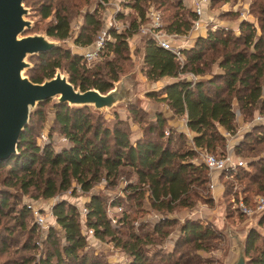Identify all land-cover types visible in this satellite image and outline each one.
<instances>
[{"label": "trees", "instance_id": "1", "mask_svg": "<svg viewBox=\"0 0 264 264\" xmlns=\"http://www.w3.org/2000/svg\"><path fill=\"white\" fill-rule=\"evenodd\" d=\"M110 1L97 0L96 7L100 8ZM120 2L130 12L125 13L119 8L116 18L128 17V26L123 30L113 27L108 30L112 37L106 40L97 60L86 63L81 54L72 52L70 48L56 47L35 56L37 68L27 70L29 77L33 81H42L44 77H51L56 67H60L68 72L71 82L81 89L95 87L106 92L113 86L112 81L117 80L119 73L124 71L126 61L130 60L128 37L148 22L146 13L149 6L153 5L161 12L163 29L169 33H187L195 17L194 9L184 0ZM73 4V0L42 2L39 8L41 17L51 16L45 28L47 34L60 40L70 36L68 12ZM251 9H256L258 24L242 19L237 27H208L204 33L194 36L190 46L181 49L184 56L182 62L154 39L147 36L143 38L142 74L150 81L169 78L147 95L155 102L166 104L172 115L184 114L186 125L192 132L191 137H186V132L169 125L168 116L162 109H155L154 114L149 116L148 111L128 105L129 114L123 118L116 117L114 125L109 128L100 124L98 118L101 117L94 116L86 106L78 108L66 103L54 104V120L66 139L63 140L64 144L57 149L50 141L42 146L37 144L30 136L31 126L28 124L20 136L18 154L8 161L0 162V167L11 165L12 177L19 180L20 186L25 190L34 187L46 198L69 188L73 181L88 191L102 177L109 184H116L125 170L128 175L132 172L137 181L127 183L124 192L128 200L134 201L135 209L121 207L122 213L118 217L122 226H128V231L122 232L111 223L97 194L91 195L85 204L87 228H91L93 235L100 239L117 237L116 245L130 256L125 264H198L200 257L194 250L210 249L213 241L223 240L218 231L203 218L188 216L179 223V237L183 242H190L194 250L180 252L173 246V250H158L149 255L147 245L156 242V238L163 240L164 235L168 234L164 227L175 224V218H170L168 213L180 208H192L196 199L212 202L207 194H201L210 180L208 167L192 160L197 155L195 149H180L175 145H185V138H191L197 147L206 151L216 152L220 147L217 154H222L225 152L227 132L233 134L237 130V111L242 113L244 120L252 119L257 112H264V0L253 1ZM84 18L85 24L73 39L78 46L91 44L101 25L96 11L86 12ZM94 62L97 63L93 66ZM215 63L218 70L212 71ZM187 72L201 77L188 79L179 76ZM44 103L38 104L30 121L35 116H44L41 107ZM130 119L142 125L134 138L129 130ZM253 126L258 131L264 129V119L256 120ZM166 127L170 128L168 135H165ZM257 139L263 141L264 134L257 136ZM242 144L234 145L236 153L240 152ZM252 167L256 172H251ZM236 169L224 171L236 179L248 178L250 185L244 186L243 200L247 205L255 206V195L264 194V160L250 156L247 166L240 165ZM18 170L22 173L17 174ZM226 183L223 196L230 193L233 185L229 181ZM253 186H256L255 191ZM144 199L161 214L153 225L152 233L147 230L139 233L133 228L132 212L142 207ZM1 200L7 203L5 196ZM112 205L119 207L120 199H115ZM52 213L63 230L64 241H54L53 250H46V255L34 264H114L85 250L88 236L85 231L82 232L81 213L77 205L62 199L53 204ZM260 224L264 226V215ZM118 232L124 238L121 234L118 236ZM48 234L49 237H56L53 227L48 229ZM246 254L249 257L248 264H264V233L255 229L250 231Z\"/></svg>", "mask_w": 264, "mask_h": 264}, {"label": "rangeland", "instance_id": "2", "mask_svg": "<svg viewBox=\"0 0 264 264\" xmlns=\"http://www.w3.org/2000/svg\"><path fill=\"white\" fill-rule=\"evenodd\" d=\"M120 1L121 0H111L102 7L97 8V0H89L88 2H85L84 0H73L74 4L70 6L68 12V14H70L71 34L68 38L60 41L64 43V46H68L72 52L74 51L75 53L82 54L81 50H84V47L82 48V46H77L73 39L77 36L82 25L85 24L84 15L86 12L96 11V16L101 20V25L95 33L94 38L97 37L104 29L109 30L111 27L116 28L113 25L114 23H112V17L119 25L116 29L123 30L128 26L129 18H116L118 5L125 13L130 12V9L123 8ZM253 1L255 0H210L209 2H205V4H207L205 6L202 19L207 22L206 28H215V25L220 27L226 26L224 28H228L231 25L237 27L238 22L242 19H249L258 24V15L256 12L257 6L256 9H253V11L251 9ZM42 2H44V0H35L27 3L24 1L25 6L28 8V13L25 17L30 19L32 22L31 27L27 29L25 33H45L46 25L51 19V16L47 18L41 17L39 8ZM54 2H56V0H54ZM186 2L191 5L190 1ZM228 10H230V12ZM130 14L132 15V12ZM199 31L204 33L206 30L202 28ZM194 36H196V31L189 29L185 34H176V37H172L171 41L175 45L186 44L187 46H190ZM144 37L145 35L140 31H137L128 37L131 58L129 61H126V65L124 66L125 69L120 73H127L133 69L136 64H138L137 67L140 69L141 78L147 80L141 72ZM28 60H30L33 66L32 68L36 69L37 67L35 66L37 64L35 63V56L30 55ZM96 63L97 62H94L92 65L94 66ZM59 69L62 72H65L63 68ZM214 70H218L216 63L212 68V71ZM179 76L186 77L188 79L201 77V75L195 76L191 72L180 74ZM137 92L140 91L138 90ZM54 101L55 98L45 101V103L41 106L44 116H35L32 121H30L31 119L29 120L28 124L31 126L30 136L37 144L42 146L50 141L54 149H57L64 144V136L59 132L54 120ZM151 104L152 105L148 113L149 116L154 114L155 109H162L163 111L168 110L167 105L164 103L153 101ZM117 106L121 108L124 106V103H119ZM89 109L93 112L94 116L101 117L98 118L100 124L108 126L109 128H112L114 125L116 117L123 118L129 114L124 112L123 109H120L119 112H114L113 108L106 109L104 111H97L92 108ZM257 116H264V112H257L252 119L244 120L242 113L237 111V130L235 133L231 134L233 137L232 142V139L227 137L224 148L225 152L222 153L225 154L230 147L234 151V145L243 142L240 152L236 153L234 151L236 156H239L244 161L243 166H247V160L250 156H253L254 158L259 157V160H264V140L260 141L257 139V136L264 134V129L260 128V131H258L253 126V124L256 123L255 118ZM129 121V130L131 134L136 131H141L142 125H139L138 122L135 121L132 122L131 119ZM170 124L172 125V122ZM174 127L178 130H182L177 125ZM169 132L170 128L166 127L165 135H168ZM186 133V137H191L192 132L190 129H187ZM185 140V145H174L180 149L185 147L195 149L197 155L193 157L192 160L196 163H204V155L206 153H219L218 150H220V147L217 148L216 152H211L197 147L191 138H185ZM10 168H12L11 165H4L3 167H0V264H34L39 260V258L46 255V250H53L55 247V244L53 243L54 241H59L61 243L64 241L61 226L57 223L55 217L50 215L53 204L62 199L77 205L81 213V210L85 207V204L90 199V196L97 194L104 204L108 217L111 219V223L122 232L126 233L128 231V226H122V223L118 221V217L121 216V210L124 207L128 210L135 209L134 201L131 199L128 200L126 198V192H124V187L127 183L137 181L136 175L132 172L128 175L125 170V172H123V174L119 177L116 184H109L108 180H106L105 177H102L99 181L95 182L88 191L83 190L79 184L73 181L69 188L59 191L55 195L46 198L43 197L40 191L34 187H28L25 190L23 186H20L19 180L12 177L13 171H10ZM235 170L237 169L235 168L233 171ZM251 170H253L251 172H256V169L253 167ZM21 173L22 172L19 170L17 171V174ZM208 174L209 179L211 180L212 174L210 171ZM214 178H218V184L222 187L221 191L225 190V187L227 186L226 182H231L233 185L230 193L219 197L218 194L221 192H213L210 189L208 182L206 190H201V194H207V196L212 199V202L207 203V201H204L203 199H196L194 207L189 209L180 208L177 209V211L168 213L167 215L170 218H175L176 222L174 221L175 224L172 223L171 225H166L167 227H164L168 230V234H166V236L164 235L163 240H158L156 238V242L149 243V245H147L149 255H153V253L158 250H173V246H175L176 250L180 252L188 249L194 250L190 242H183V240L179 237V223L183 222L188 216H196L203 218L210 223L223 238L222 242L213 241L210 249L194 250V252L200 257L198 264H228L233 259L235 254L231 249L232 245L234 244L236 237L244 235L245 230L250 223V217L241 215L237 205L239 200L244 199V186L247 184L250 185V183L246 177L236 179L232 174L226 173L225 171L216 174ZM255 187L256 186L252 187L253 191H255ZM3 196H5V200L7 202L6 204L1 200ZM256 196L257 195H255V197ZM115 199H120L121 205L119 207H113L112 202ZM141 206L142 207H139L137 211L132 212V220L134 224L133 228L139 233H143L146 230L152 233L153 225L158 222L161 214L159 211L150 207L147 199H144L143 205ZM25 207L27 208L23 211ZM36 210H39L40 214L45 218L42 224H40L38 218L36 217ZM22 212H24V214H22ZM214 214H216V217L218 218L217 224L219 226L217 225V227L212 223V221H210L214 218ZM79 216L83 232L85 231L84 229L87 228L85 223L86 214L81 213ZM141 222L143 223L141 224ZM50 227L54 228L56 237H49L48 229ZM262 228L264 233V226ZM116 234L119 236L121 233L118 232ZM153 235L155 236L156 234L153 233ZM1 237L3 238V241L1 240ZM155 237H157V235ZM87 238L88 244L85 247V250L96 256H102L103 260L109 261V263L125 264L130 259V256H128V254L120 246L116 245L115 240L117 237L113 239L112 237L106 236L105 238L100 239L95 236H88ZM122 238H124L123 235ZM52 260L54 261V258Z\"/></svg>", "mask_w": 264, "mask_h": 264}, {"label": "water", "instance_id": "3", "mask_svg": "<svg viewBox=\"0 0 264 264\" xmlns=\"http://www.w3.org/2000/svg\"><path fill=\"white\" fill-rule=\"evenodd\" d=\"M27 13L24 0H0V162L18 154V142L31 113L37 110L40 102L51 98H55L53 104L86 106L97 111L113 108L114 112L120 109L127 112L128 105L148 110L150 101L147 94L156 88V81L141 78L138 64L127 73H119L118 79L112 81L113 86L106 92L95 87L81 89L60 67L55 68L51 77L33 81L27 74V70L33 67L28 60L30 55L36 56L56 47H69L64 46L62 40L51 37L46 30L45 33H25L32 25L31 20L25 17ZM119 103H124V106L118 107ZM218 195L223 196L222 192ZM263 215L264 210L249 216L250 223L244 235L236 237L232 245L235 255L228 264H248L247 238L252 229L263 233L260 224ZM215 217L216 214L210 221L217 227L218 218Z\"/></svg>", "mask_w": 264, "mask_h": 264}, {"label": "built area", "instance_id": "4", "mask_svg": "<svg viewBox=\"0 0 264 264\" xmlns=\"http://www.w3.org/2000/svg\"><path fill=\"white\" fill-rule=\"evenodd\" d=\"M190 1L191 6L195 11V17L192 19V24L190 30L196 31V35L200 32V29H205L207 26V22L202 19V15L205 10V2H209V0H184ZM187 3V2H186ZM248 11V10H247ZM147 16L149 20L147 23L141 25L139 31L143 33L145 36L150 37L155 40L160 46L171 50L176 57L182 62L183 61V53L181 49L186 47V44H173L171 41L172 37H176L175 33H169L163 29L162 26V15L161 12L156 9L153 5L149 6L147 11ZM112 23H114V27L117 28L119 26L116 23V20L112 17ZM211 21V19H210ZM111 38L107 29L102 30L101 33L94 39V41L89 44L87 47H84V50H81V55L86 63H91L97 60L100 57L101 50L103 49L105 42L107 39ZM256 120H263L264 116H257ZM228 138H232L231 134L227 132ZM64 140L65 137L63 138ZM204 163L208 167L210 173L212 174V178L209 181V187L213 192H222V187L219 186L218 178H214L213 174H218L223 172L226 169H235L237 166L243 165L244 161L239 156H236L232 148L228 149L225 154H215V153H206L204 155ZM238 209L240 212L250 216L253 213L261 212L264 210V194L257 195L255 197V206H249L246 202L241 199L238 202ZM87 209L84 207L81 210L82 214H86ZM36 217L40 224L44 222V217L40 214L39 210L35 211ZM50 215L53 216L52 211H50ZM85 234L90 237H94L93 230L91 228H86Z\"/></svg>", "mask_w": 264, "mask_h": 264}, {"label": "crops", "instance_id": "5", "mask_svg": "<svg viewBox=\"0 0 264 264\" xmlns=\"http://www.w3.org/2000/svg\"><path fill=\"white\" fill-rule=\"evenodd\" d=\"M128 8V7H127ZM126 8V9H127ZM118 9H119V5H118ZM129 9V8H128ZM192 37V36H191ZM78 46V45H77ZM169 80V78H162V79H160V80H158V81H156V88H158L159 86H161L163 83H165V82H167ZM149 101H150V106H149V108H148V112H149V110H150V108H151V103L153 102V101H151V99L149 98ZM168 107V106H167ZM164 113H165V115H167L168 116V123H169V125H171L170 123L172 122V126H175V125H177V126H179L181 129H182V131H185L186 132V130L187 129H189L188 128V126L186 125V116L184 115V114H180V115H172V112H171V110L169 109V107H168V110H166V111H164ZM139 133V131H136V132H133L132 133V135H133V138L137 135ZM230 139H232L231 140V142L233 141V137L232 138H230ZM229 139V140H230ZM231 142H230V144H231ZM215 175H216V173L215 174H213V177H215Z\"/></svg>", "mask_w": 264, "mask_h": 264}]
</instances>
